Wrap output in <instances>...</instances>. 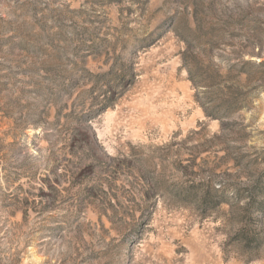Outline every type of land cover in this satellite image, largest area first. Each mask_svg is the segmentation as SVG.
<instances>
[{"label":"rangeland","instance_id":"374dc122","mask_svg":"<svg viewBox=\"0 0 264 264\" xmlns=\"http://www.w3.org/2000/svg\"><path fill=\"white\" fill-rule=\"evenodd\" d=\"M0 264H264V0H0Z\"/></svg>","mask_w":264,"mask_h":264}]
</instances>
